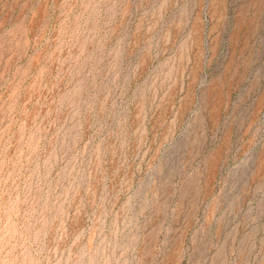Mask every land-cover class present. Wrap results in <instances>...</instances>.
I'll use <instances>...</instances> for the list:
<instances>
[{"label": "rangeland", "instance_id": "obj_1", "mask_svg": "<svg viewBox=\"0 0 264 264\" xmlns=\"http://www.w3.org/2000/svg\"><path fill=\"white\" fill-rule=\"evenodd\" d=\"M0 264H264V0H0Z\"/></svg>", "mask_w": 264, "mask_h": 264}]
</instances>
